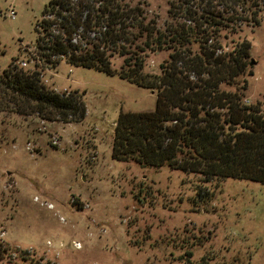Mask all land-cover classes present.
<instances>
[{"label": "rangeland", "instance_id": "rangeland-1", "mask_svg": "<svg viewBox=\"0 0 264 264\" xmlns=\"http://www.w3.org/2000/svg\"><path fill=\"white\" fill-rule=\"evenodd\" d=\"M49 1L0 0V73L15 58L39 64L38 23ZM142 1L160 27L172 20L173 0ZM261 15L241 35L255 60L248 103L264 111ZM166 58L148 51L146 71ZM46 66L48 86L78 91L87 114L66 123L0 105V264H264V184L213 180L203 185L211 200L194 203L193 174L112 156L120 114L154 110L157 93L65 59Z\"/></svg>", "mask_w": 264, "mask_h": 264}, {"label": "trees", "instance_id": "trees-1", "mask_svg": "<svg viewBox=\"0 0 264 264\" xmlns=\"http://www.w3.org/2000/svg\"><path fill=\"white\" fill-rule=\"evenodd\" d=\"M262 12L264 0H173L162 28L142 0H50L36 51L53 67L65 59L157 93L154 110L120 114L112 156L193 174L194 203H207L203 187L213 180L264 184V111L247 102L252 43L241 35L244 26L261 25ZM148 51H168L157 72L146 71ZM17 61L0 73L1 110L11 102L22 115L85 118L82 94L55 91Z\"/></svg>", "mask_w": 264, "mask_h": 264}, {"label": "built area", "instance_id": "built-area-1", "mask_svg": "<svg viewBox=\"0 0 264 264\" xmlns=\"http://www.w3.org/2000/svg\"><path fill=\"white\" fill-rule=\"evenodd\" d=\"M10 16L12 17V18H15L16 17V11L14 10V9H12L11 11H10ZM33 59H35V58H33ZM28 61L27 60H20V61H17V64H19L20 65V67H23V68H25V69H27L26 67H28ZM43 64H45V65H47L46 67H53L52 65H48V64H46V63H44L41 59H40V62H39V64L37 65H35V67L34 68H32V69H36V70H38L39 72H40V76H41V79H42V81L44 82V84H46L47 86H48V84L47 83H49L50 82V78H47L46 76H45V73H44V67H43ZM55 91H57V92H59V93H61V94H66V95H68V94H70L71 92H70V90H68L67 88L66 89H64V90H62V91H60V90H58L56 87H52ZM247 102H248V100H247ZM75 246L77 247V248H80L81 247V244L79 243V242H76L75 243Z\"/></svg>", "mask_w": 264, "mask_h": 264}, {"label": "water", "instance_id": "water-1", "mask_svg": "<svg viewBox=\"0 0 264 264\" xmlns=\"http://www.w3.org/2000/svg\"><path fill=\"white\" fill-rule=\"evenodd\" d=\"M251 64H252V65H254V64H255V60H254V59H252V61H251Z\"/></svg>", "mask_w": 264, "mask_h": 264}]
</instances>
